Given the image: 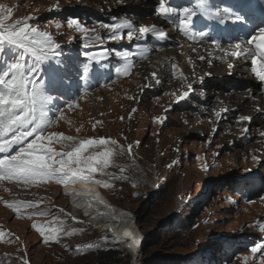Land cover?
<instances>
[{
	"label": "rangeland",
	"instance_id": "374dc122",
	"mask_svg": "<svg viewBox=\"0 0 264 264\" xmlns=\"http://www.w3.org/2000/svg\"><path fill=\"white\" fill-rule=\"evenodd\" d=\"M91 1L0 0V5L12 9L6 25L29 18L30 25L47 32L60 45L56 55L41 66L45 94L51 97L46 111L54 122L44 134H54L57 130L117 141V145L94 146L92 150L100 153L105 148L113 149L110 166L103 173L98 171L95 174L96 179L112 187L86 184L79 188L83 191L93 188V196L99 192L111 208L126 214L119 230L127 231L129 223L141 238L140 243L143 234L148 237L150 246L147 241L143 243L137 263L154 260V264H259L260 252H264V248L257 253H252L251 249L264 244V232L260 230V225L264 224V137H257L252 122L249 127L250 121L245 125L247 132L234 130L244 125L237 122L239 117L231 121L230 129L223 130L221 127L225 122L221 121L220 112L215 118L203 111L202 102L208 92L230 95V91L224 90L228 82L211 85L221 87V90L192 87L191 95L180 105L178 95L186 89L170 80L168 72L175 67L169 65L167 74L163 75H168L170 83L153 91L145 78L146 69L140 68L137 62L139 52L147 47L135 41L140 39L137 36L140 32H131L129 39L130 30L123 29L115 35L111 27L125 20L132 23L141 18H134L135 15L141 16L148 9H111L109 5H93ZM148 16L142 15V19ZM72 19L86 31L80 32L75 25L69 27L68 21ZM140 37L142 40L141 34ZM129 42H133L132 45H127ZM155 55L151 58L162 60L161 56ZM18 58L19 51L5 45L0 53V74ZM148 58L141 59L153 63L154 60ZM24 62L28 68L33 67L31 57H25ZM125 64L132 65L128 75L117 73V68ZM88 67L99 71L102 67L112 69L107 71L111 75L87 84L80 72ZM231 77L230 74L228 78ZM142 92L143 105L138 106L136 98ZM213 98L215 100L216 96ZM97 103L103 104L101 112L92 109ZM244 113H250L247 105L238 115ZM157 114L165 116L159 132L160 167L170 176L163 192L148 200L151 188L137 180L133 172L127 171V162L119 151L127 158L128 151L122 145L124 137L129 142L143 137L142 147L137 152L143 168L151 173L149 165L157 161L151 134L155 120H158L155 119ZM61 115L63 119H60ZM33 138L29 137L23 146ZM55 142L49 145L54 151H71ZM21 146L13 145L0 159L15 155ZM176 147L180 149L181 158L175 168H169ZM64 186L55 179L38 183L0 180V192L6 193V197L0 196V233H4L0 236V264H23L25 260L28 264H94L91 255L107 249L122 254L120 264H131V257L115 241L124 243L126 240L111 236L110 232L105 233L104 227L98 229L99 226L95 225L106 222V217L100 213H106L107 209L105 212L100 210L99 214V210L90 209L85 215L86 209L73 203L68 194L72 190H66ZM61 188L66 190H61L66 198L61 197ZM10 203L21 206L12 209L7 207ZM28 204L34 206L27 207ZM68 210H72L75 219H79L81 213L85 215L100 233L86 224H74L65 214ZM130 212L139 219L137 224ZM95 216L100 217L96 219ZM34 224L44 227L45 234L59 230L57 240L45 243Z\"/></svg>",
	"mask_w": 264,
	"mask_h": 264
},
{
	"label": "snow or ice",
	"instance_id": "6c2138e0",
	"mask_svg": "<svg viewBox=\"0 0 264 264\" xmlns=\"http://www.w3.org/2000/svg\"><path fill=\"white\" fill-rule=\"evenodd\" d=\"M212 5L209 0H197L195 10L193 8H183L181 13H176L175 9L165 3V0H158V13L162 17L170 15H179L181 18V31L189 37L194 34L190 30L192 17L196 15L205 16L206 18L219 17L220 12L213 13ZM225 14H229V9H223ZM12 9L4 8L0 5V53L3 52L5 45L12 46L19 51V58L11 63L6 70L0 74V153L10 151L13 145H22L19 151L10 158L0 159V180L7 179L9 181L38 183L55 179L57 183L64 184L66 187L71 184L73 190L68 193L73 198V203L77 207L86 209L85 215L88 214L87 209H91L97 205H103L109 209V213L114 211L100 195L94 192L93 188L87 191H76V184H92L103 186L105 188L112 187L95 178V174L110 166V158L114 152L112 148H105L104 151L95 155H84L89 148L94 146L117 145L115 139L100 138L87 139L79 142V146L74 143V138L61 134H44L46 128L53 125V121L48 117L46 106L51 97L45 94V85L41 78V66L51 57L56 55V49L60 47L51 35L47 32L39 31L36 27L28 23L26 18L23 22L17 21L16 24L6 25V21L11 17ZM80 31L85 32L86 29L75 20H69L68 26H74ZM59 27V25H57ZM104 27H110L104 25ZM115 35H119L123 29H132L133 25L130 21H123L119 24L111 26ZM154 29L149 27H140L139 32L146 36ZM129 39L132 33L129 32ZM201 38L206 34H199ZM253 45L252 48H241L240 44H236V51L231 55L238 58L251 59V71L253 74L264 82V31H261L258 37H253L247 42ZM118 55H120L118 53ZM127 57V53L123 54ZM25 57H31L34 61L33 67L28 68ZM132 65L125 64L122 68H117V73L128 75ZM87 75V69H85ZM157 83L159 81L157 80ZM69 107H73L69 105ZM219 116V113H217ZM60 119H63L61 115ZM241 121L249 120V117L240 116ZM163 123V118L156 121ZM247 132L248 129H244ZM12 134L11 136L9 134ZM29 137H34L31 142L23 146ZM54 141L73 142L71 151L58 152L54 151L51 145ZM47 142V143H46ZM139 142H137V145ZM133 146L127 147L129 154L132 153ZM58 166V167H57ZM84 197L83 200L79 199ZM21 205L10 203L7 207L16 209ZM27 207L34 205L28 204ZM63 211V210H61ZM109 213H102L107 215ZM43 215L44 213H40ZM123 215V214H122ZM74 219V218H73ZM33 227L43 236L45 243L50 240H57L59 230H52L45 234V228L38 224ZM260 230L264 232V224L260 225ZM4 233H0V236ZM125 236L132 237V232L125 231ZM138 244L136 239L128 247L134 248ZM91 247V245H89ZM264 244L257 245L251 249L252 253H257ZM79 250V248L77 249ZM23 264H28L24 261ZM259 264H264V252H260Z\"/></svg>",
	"mask_w": 264,
	"mask_h": 264
},
{
	"label": "bare ground",
	"instance_id": "6f19581e",
	"mask_svg": "<svg viewBox=\"0 0 264 264\" xmlns=\"http://www.w3.org/2000/svg\"><path fill=\"white\" fill-rule=\"evenodd\" d=\"M153 1L154 0H92L91 3L93 5H102V6L109 5L111 9H116V8H121V7H127L126 9H132V11H135V10L144 11L148 9L147 10L148 12L150 11L151 6L153 5ZM140 27H149L150 29H154V31L142 37L141 41L150 45L148 46L145 54H147V52L153 53L155 51H159L158 49H156L157 45L159 44H162L165 46V48L162 49L161 52L158 54L159 56L162 57V60L160 58L159 59L150 58V60L152 61L154 60L153 63H147L146 60L139 62L140 68L146 69L145 71L146 81L147 83L151 84L150 86L153 89H158L161 86L167 85V83L169 82L168 80L169 77H170V80L175 81L177 84H180V87L183 90L186 89L185 92H188L190 88L192 87V85L198 86V84H200L203 87H212L211 85H213L215 82L220 83L223 81L224 83L228 82V85L225 86V89H224L228 91H231L232 89H236L235 87L237 85H238V88L243 87V85L246 88L250 87L246 91H241V92L239 91V93H236V92L234 93V91H231L229 93L230 95L208 92V96L204 100V108L203 107L202 108H203V111L209 113L215 118H216L217 113L220 112V115H222V117L220 116L221 121L225 122L224 126L221 127L223 130L230 129L229 124L232 123L231 121L235 117H240V116L249 117L252 119L253 130H255V133H257V137L258 138L264 137V118L259 116L260 114H264V98L260 94H258L257 90L255 92L254 81L248 76L246 71L241 69L242 67L241 63L237 64L234 68L230 70L229 69L230 64L228 63L229 60L227 58H224V56L222 55L220 51H218L217 49H212L208 47H201L199 45L189 46L185 43H182L180 39L176 38L173 35L171 30L166 29L164 24L161 22H158L154 17H151L148 20L137 18L135 22L133 23V28L129 30L134 32L136 30H139ZM173 44H177V45L181 44V46H173ZM205 57L208 58L206 62H205ZM221 57L224 59L219 64H217V67L209 68L210 62L216 64V61ZM169 63L175 64L180 68L178 72V75L180 77L174 76L171 73V71L168 72V74H170L169 77H167L168 75L167 76L163 75L166 73V71L169 70V69L167 70V64ZM148 66L151 68V70ZM155 70H158V71L155 72ZM208 71L210 75L209 77L206 76ZM147 72H148V75H147ZM230 74L232 75L231 78H236L238 81H241V82L228 78ZM193 75H196V77L200 76V78H198L197 80L198 83L196 84H193V79H192ZM215 79H219V81H215ZM157 80L159 81V83H157ZM215 96H216L215 100L217 101H215L213 98ZM233 97H234V100L232 99ZM102 103H104L103 100H102ZM244 103L250 108V113L249 114L244 113L243 115H238V113L241 110L245 109L246 105ZM101 105L102 106H100V104L98 103L96 107L92 105V109H94L96 112L97 110L101 112L103 104ZM214 105L216 106L214 107ZM107 114L109 115V113ZM247 121L248 120L241 121L239 119L237 122L240 125L244 124L242 125L244 127ZM208 125L206 124L207 128L209 127ZM255 125L256 126L258 125L260 127H255ZM243 127H240L238 129L234 128V130H238L239 133H241L243 132ZM64 136L73 137L74 143L76 144V146H79L80 141L87 140V139H96V138H88L89 136H84V135H79V134H64ZM55 143L72 150L71 145L73 142L56 141ZM92 150H93V147L88 149V151H92ZM134 152L135 150H132L131 154L126 152L128 160L132 158ZM119 153L123 155L122 151H119ZM178 154H180V151L178 152ZM134 169L136 170L135 172L139 173L142 176L141 180L146 185L153 186L154 184L153 179L149 176L148 171H146V169H144L140 163H137V165H134ZM137 180H139V178H137ZM85 185L86 184H79L78 186H74V187L76 191H83V190H80L79 187H82ZM64 188L66 190H73V186L71 185H68L67 187L64 186ZM163 188H164V185L160 188L159 194H161ZM66 190H62V191H66ZM0 196L6 197V193H4L3 191L0 192ZM91 209H95L96 211L99 210L98 214L100 210L105 212V207L103 205H97ZM87 211H90V209H87ZM107 212L109 213V209L106 210V213ZM109 214L102 215L106 217L105 223L101 222L95 225L99 226L98 229H101L104 227L107 231L105 233L110 232L111 236L116 235L121 240H126L123 242L126 243L127 246L132 243L133 239H136L138 241V244H136L134 248H131V249L129 248V249L131 253L135 255V257H138L139 256L138 246L140 244L141 238L137 236L136 231L132 228V226L130 227L129 223H127L126 229L127 231L132 232L133 234L132 237L125 236L124 235L125 230L124 231L119 230V228L122 226L123 218L126 217V214L123 213V211L122 212L118 211L117 209H114V211H112ZM98 217L100 216H95L94 218L97 219ZM95 222H100V221H95ZM142 236L145 237V235H142Z\"/></svg>",
	"mask_w": 264,
	"mask_h": 264
},
{
	"label": "clouds",
	"instance_id": "9594fccd",
	"mask_svg": "<svg viewBox=\"0 0 264 264\" xmlns=\"http://www.w3.org/2000/svg\"><path fill=\"white\" fill-rule=\"evenodd\" d=\"M158 115V114H157ZM162 127V126H161ZM161 127H159V128H155V130H152L151 131V134H152V139L154 140L155 138H156V140H158V142H155V150H157L156 151V157H157V161H155V162H152L151 164H155L156 163V165L160 168V170H162V168L160 167V159H161V157H160V151H159V149H160V147H161V145H160V135H159V132H160V129H161ZM91 137H93V138H96V139H98L97 137H94V136H89L88 138H91ZM127 138V137H126ZM123 141H125L124 139H123ZM139 141H141V145L140 146H138L137 148H136V150H135V152L138 154V152H137V150H139V149H141V147H142V144H143V141H144V138L142 137L141 139H139ZM159 143V144H158ZM123 145V144H122ZM157 145H158V147H157ZM136 147V146H135ZM134 147V148H135ZM124 149V148H123ZM180 151V149L178 148V147H176V149H175V154H174V156H176V154L178 153ZM87 152H89L90 153V155H91V153L92 152H94V153H98V151H87ZM138 156H139V154H138ZM174 156H173V158H174ZM177 156H179L180 158H181V155L180 154H177ZM140 157V156H139ZM173 158H172V161H173ZM140 159H141V157H140ZM171 161V163H170V167L169 168H175L176 167V165L174 166V162H172ZM168 168V169H169ZM78 184H76L75 186H77ZM165 185H167V183L165 184ZM164 185V188H163V190L165 189V186ZM98 186V185H97ZM98 187H100L101 188V186H98ZM64 190V188H61L60 189V194H61V197H63V198H66L64 195H63V193H61V190ZM163 190H162V192H163ZM149 196H152V197H154V195L153 194H150ZM70 205V204H69ZM71 206V205H70ZM64 211V210H63ZM65 214H66V216H69L70 218H71V220H72V222H73V220H78V221H80V223H74V224H76V225H87V226H90L93 230H95V228H94V226L91 224V223H89L88 222V219L86 218V217H84L85 215H82V213H81V215H80V218L79 219H75L74 218V216L72 215V210H71V212H69V210L68 211H65ZM129 214H132L133 216H134V218H135V223L137 224V219H136V216H135V214L134 213H132V212H130ZM74 218V219H73ZM137 227H138V229H140L139 228V226L137 225ZM96 232H98L97 230H95ZM98 233H100V232H98ZM144 235V234H143ZM106 237V239L108 238V236L106 235L105 236ZM147 239H148V237L147 236H145V238H143V240H142V242L139 244V246L141 245V248L139 249V253H141V251H142V248H143V245L145 244V242L147 241ZM117 243H118V245H120L121 246V248H122V251H124L126 254H128L130 257H131V259H132V261H133V259L135 260V262L139 259V256L138 257H135V255H133V253H131V251L128 249V246H127V244L126 243H121V241L120 240H115ZM144 243V244H143ZM147 243V242H146Z\"/></svg>",
	"mask_w": 264,
	"mask_h": 264
},
{
	"label": "built area",
	"instance_id": "2783aa9c",
	"mask_svg": "<svg viewBox=\"0 0 264 264\" xmlns=\"http://www.w3.org/2000/svg\"><path fill=\"white\" fill-rule=\"evenodd\" d=\"M126 147H128V146L126 145ZM126 151H127V149H126ZM176 156H174V158ZM122 159L127 162V165H126L127 166V171L133 172L134 173V177L135 178H139V181L143 182L141 180L142 176L139 173L135 172V170L132 169V168H134V165H137V163H140L142 166H144L142 161H141V159H140V157L136 154V152L133 153V156H132L131 159L127 160V158H125L123 155H122ZM149 168H150V172H151V173H149V176L153 179L154 184H153V186H151V185L148 186L144 182L143 183L146 186L151 188V193L150 194H153L154 196H156V195H159L160 188L167 183L166 181L169 179L170 175L167 174V173H163L162 170H160V168L156 165V163L155 164H150ZM143 238H145V237H143ZM138 248L140 249L141 245L138 246ZM131 264H141V263H137V261L135 262V260L133 259V261H131Z\"/></svg>",
	"mask_w": 264,
	"mask_h": 264
},
{
	"label": "trees",
	"instance_id": "16d2710c",
	"mask_svg": "<svg viewBox=\"0 0 264 264\" xmlns=\"http://www.w3.org/2000/svg\"><path fill=\"white\" fill-rule=\"evenodd\" d=\"M138 222L139 219L137 218ZM150 246V242L147 241ZM94 264H120L123 260L122 254L113 249L101 250L94 252L91 257ZM154 260L148 261L144 264H154Z\"/></svg>",
	"mask_w": 264,
	"mask_h": 264
},
{
	"label": "water",
	"instance_id": "95a60500",
	"mask_svg": "<svg viewBox=\"0 0 264 264\" xmlns=\"http://www.w3.org/2000/svg\"><path fill=\"white\" fill-rule=\"evenodd\" d=\"M152 196H150L149 198H148V200L151 198Z\"/></svg>",
	"mask_w": 264,
	"mask_h": 264
}]
</instances>
